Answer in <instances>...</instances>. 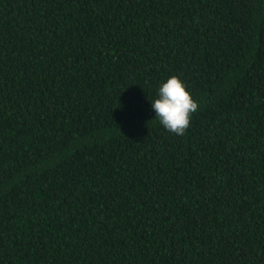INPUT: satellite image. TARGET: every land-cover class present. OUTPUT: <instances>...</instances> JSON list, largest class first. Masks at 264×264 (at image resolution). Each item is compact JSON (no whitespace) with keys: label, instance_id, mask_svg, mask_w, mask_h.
<instances>
[{"label":"trees","instance_id":"trees-1","mask_svg":"<svg viewBox=\"0 0 264 264\" xmlns=\"http://www.w3.org/2000/svg\"><path fill=\"white\" fill-rule=\"evenodd\" d=\"M0 264H264V0H0Z\"/></svg>","mask_w":264,"mask_h":264},{"label":"clouds","instance_id":"clouds-1","mask_svg":"<svg viewBox=\"0 0 264 264\" xmlns=\"http://www.w3.org/2000/svg\"><path fill=\"white\" fill-rule=\"evenodd\" d=\"M185 82L177 76H169L160 83L156 96L151 100L155 119L167 131L177 136L185 134L190 126L192 114L198 104L186 90Z\"/></svg>","mask_w":264,"mask_h":264}]
</instances>
